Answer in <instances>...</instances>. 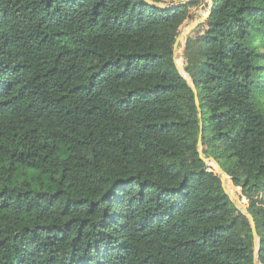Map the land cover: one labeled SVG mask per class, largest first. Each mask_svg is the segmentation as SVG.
Segmentation results:
<instances>
[{
	"label": "trees",
	"instance_id": "obj_1",
	"mask_svg": "<svg viewBox=\"0 0 264 264\" xmlns=\"http://www.w3.org/2000/svg\"><path fill=\"white\" fill-rule=\"evenodd\" d=\"M182 2L0 0V264H264V0L186 35L198 107Z\"/></svg>",
	"mask_w": 264,
	"mask_h": 264
},
{
	"label": "water",
	"instance_id": "obj_2",
	"mask_svg": "<svg viewBox=\"0 0 264 264\" xmlns=\"http://www.w3.org/2000/svg\"><path fill=\"white\" fill-rule=\"evenodd\" d=\"M189 1H191V0H185V1H183L182 3H180V4H183V3L185 4V3L189 2ZM209 1H210V4H211V0H209ZM209 11H210V10H209ZM209 11H208V13H207L205 16H203V17L200 18L199 20H197V21H195V22H193V23L187 25V27H186L185 31L183 32V34H182L181 36H179V37L176 39L175 44H174L173 49H172V52H173V60H174V62H175V52H176V49H177V44H178V42L181 43V46H182V54H183L184 45H185V43H184V38H185V36H186V35H187L192 29H194L199 23H201V22H202V21H203L208 15H209ZM181 56H183V55H181ZM175 66H176L177 70L179 71V73H180L184 78L187 79V81H188L190 87H191L192 90L194 91V93H195V103H196V106L198 107V98H197V94H196L195 88H194V86H193L191 80L188 78V76H187V74L184 72L183 68H182L180 65H178L176 62H175ZM200 140H201V130H200L199 137H198V146H200ZM199 154H200V158H201V159H202L207 165L212 166L213 168H215V170L217 171V174L219 175V177H220V179H221L222 187H223L225 193L231 198V193H230L229 190L226 188V185H225V183H224V176H227L226 173L222 170V168L219 166V164L216 163V162L214 161L213 158H207V159L204 158L203 155H202V153H201L200 151H199ZM231 199H232V198H231ZM245 214H247V216L250 218V224H251V229H252V233H253V238H254L255 241H257V247H258V239H257V236H256V231H255L254 221H253L251 215L247 213V211H245ZM257 247L255 248V246H254V260H255L256 263H257Z\"/></svg>",
	"mask_w": 264,
	"mask_h": 264
},
{
	"label": "rangeland",
	"instance_id": "obj_3",
	"mask_svg": "<svg viewBox=\"0 0 264 264\" xmlns=\"http://www.w3.org/2000/svg\"><path fill=\"white\" fill-rule=\"evenodd\" d=\"M174 1H184V0H174ZM209 5H210V1L209 0H200V3L196 7H193L192 8V13H193L194 19H193V21L191 23H193V22L199 20L200 18H202L203 16H205L208 13ZM191 23H189V24H191ZM189 24H187V25H189ZM187 25L181 30L179 36H181L183 34V32L185 31ZM184 43H185V38H184ZM181 50H182V46L180 47L179 51H181ZM177 55H178V58L179 59L181 58V61H182L181 62V67L183 68L184 67V58H183V56L181 57L180 56V53H178V52H177ZM175 62L177 63L176 56H175ZM213 169H215V168H213ZM233 188H235V187H233ZM235 189L237 190L238 193H237V196H235V194L234 195L231 194L232 201L235 203V205L237 206L238 210L241 213H244L245 214V211H247L246 210V201H245L244 198H238V195H239L240 191H239L238 188H235ZM253 243H254V246L256 248L257 247V241L254 240Z\"/></svg>",
	"mask_w": 264,
	"mask_h": 264
},
{
	"label": "bare ground",
	"instance_id": "obj_4",
	"mask_svg": "<svg viewBox=\"0 0 264 264\" xmlns=\"http://www.w3.org/2000/svg\"><path fill=\"white\" fill-rule=\"evenodd\" d=\"M179 43V42H178ZM177 47H178V44H177ZM175 56H176V60H177V63L181 66V58L179 59L178 58V55H177V49H176V53H175Z\"/></svg>",
	"mask_w": 264,
	"mask_h": 264
}]
</instances>
